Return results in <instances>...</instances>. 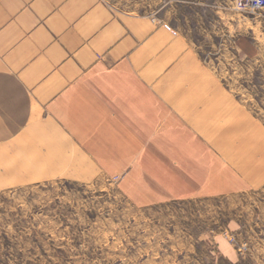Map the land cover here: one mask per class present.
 Here are the masks:
<instances>
[{"label": "crops", "instance_id": "obj_1", "mask_svg": "<svg viewBox=\"0 0 264 264\" xmlns=\"http://www.w3.org/2000/svg\"><path fill=\"white\" fill-rule=\"evenodd\" d=\"M254 119L166 22L108 0H0L3 181L129 167L170 200L242 191L264 174Z\"/></svg>", "mask_w": 264, "mask_h": 264}, {"label": "rangeland", "instance_id": "obj_2", "mask_svg": "<svg viewBox=\"0 0 264 264\" xmlns=\"http://www.w3.org/2000/svg\"><path fill=\"white\" fill-rule=\"evenodd\" d=\"M108 1L190 40L254 115L264 163V0ZM124 172L0 176V264H264V174L242 191L170 200L149 176Z\"/></svg>", "mask_w": 264, "mask_h": 264}]
</instances>
